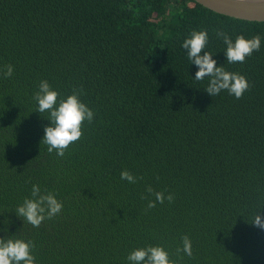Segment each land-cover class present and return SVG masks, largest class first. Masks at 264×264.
<instances>
[{
  "label": "trees",
  "instance_id": "1",
  "mask_svg": "<svg viewBox=\"0 0 264 264\" xmlns=\"http://www.w3.org/2000/svg\"><path fill=\"white\" fill-rule=\"evenodd\" d=\"M207 30L203 51L243 75L240 99L209 96V78L182 42ZM237 35L259 51L229 64ZM0 239L31 241L35 264H130L161 246L174 264H264V22L216 13L194 0H0ZM41 80L59 95L82 89L93 111L63 157L41 142L48 112ZM210 106V107H209ZM41 142V143H40ZM137 177L131 184L123 170ZM33 184L63 207L33 227L15 210ZM171 194L147 209L146 188ZM155 200L154 196L148 197ZM261 206V207H260ZM192 257L176 254L181 237Z\"/></svg>",
  "mask_w": 264,
  "mask_h": 264
},
{
  "label": "clouds",
  "instance_id": "2",
  "mask_svg": "<svg viewBox=\"0 0 264 264\" xmlns=\"http://www.w3.org/2000/svg\"><path fill=\"white\" fill-rule=\"evenodd\" d=\"M217 38H222L226 45L224 55L229 64L244 63L246 57H249L261 47V38L259 35L246 39L243 35H237L233 41L225 32L216 31ZM208 43L207 30H193L190 35L182 42L181 47L187 51V57L195 66V80L201 81L209 78L207 87L204 89L209 96L218 95L226 90L236 99H240L244 92L248 90L249 84L246 78L238 73L229 72L223 66H216V61L212 59V54L202 50ZM0 74L4 78H9L13 74V66L6 65ZM82 89H73L71 95L57 102L58 93L53 90L46 80H41L38 91L35 92L33 99L37 103L36 111L39 113L48 112L50 126L44 127V135L41 142L47 146V151L56 152L57 156L63 157L69 145L78 141L82 136L81 126L85 120L92 122L94 113L86 104L82 103L79 95ZM210 107V106H209ZM40 142V143H41ZM120 178L131 184L137 182V177L128 170L120 173ZM147 209H152L156 203H164L165 199L171 203L174 197L169 194L165 196L162 191H154L151 186L146 188ZM154 196L155 200L148 197ZM31 197L25 198L23 204L15 210L19 218H23L33 227H39L45 219H51L62 210V203L59 202L51 192L41 193L40 187L33 184L31 188ZM261 207V206H260ZM252 224L264 230V218L258 213L254 216ZM182 247H177L176 254L180 257L183 253L192 257V243L187 235L181 237ZM35 245L31 242H25L21 239H0V264H35V257L32 255V249ZM182 259V257H180ZM127 260L130 264H174L169 259L168 253L161 246H148L137 248L131 251Z\"/></svg>",
  "mask_w": 264,
  "mask_h": 264
},
{
  "label": "water",
  "instance_id": "3",
  "mask_svg": "<svg viewBox=\"0 0 264 264\" xmlns=\"http://www.w3.org/2000/svg\"><path fill=\"white\" fill-rule=\"evenodd\" d=\"M216 13L248 21L264 22V0H194Z\"/></svg>",
  "mask_w": 264,
  "mask_h": 264
}]
</instances>
